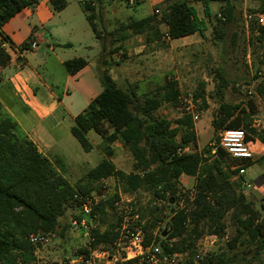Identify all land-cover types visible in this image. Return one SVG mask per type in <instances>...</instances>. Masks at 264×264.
<instances>
[{"label": "trees", "instance_id": "trees-1", "mask_svg": "<svg viewBox=\"0 0 264 264\" xmlns=\"http://www.w3.org/2000/svg\"><path fill=\"white\" fill-rule=\"evenodd\" d=\"M163 1L167 4L161 19V24L167 27L165 33L160 31V23L155 15L132 20L111 32L103 31L98 26V21L102 22L98 3L96 5L92 0L83 3L87 20L101 46L97 67L103 90L83 112L70 120V131L86 153L94 150L89 134L95 133L106 143L103 148L106 158L90 169L76 186L71 185L55 164L22 134L0 104V264H38L36 248L29 242V236L56 234L60 219L68 210L77 209L79 205L74 196L77 193L90 194L96 190L98 183L110 178L117 180L123 193L144 192L152 200H168L169 203L176 199L181 176L195 180V200L173 212L168 222L172 226L171 232L164 239H156L164 255L187 254L189 261L185 264H195V261L199 264H226L225 254H212L197 260V243L205 235L223 238L228 223L235 229V234L227 243L230 250L240 243H249L254 246L257 256L264 253V218L246 196L238 192L233 180L237 172L230 170L227 153L219 147V134L224 130L246 129L249 141V134L256 133L248 122L245 125L240 121L231 122L238 115L239 106L224 102L228 88L224 73H216L218 83L213 94L207 96L205 84L201 83L194 96L195 100L203 101L204 108H207V97L219 101V108L212 120L217 140L209 145L206 154L197 150L179 153V150L195 146L198 137L191 116L181 107V91L177 81L169 77L151 96L140 98L134 91L121 88L110 74L113 55L124 49L123 42L133 36H144L145 42L151 44L163 38L179 40L196 34L203 35L204 28L191 4L192 0ZM140 2L142 0H137L138 4ZM38 4L39 0H0V28L22 10L35 9ZM50 6L55 13H59L67 8L68 2L51 0ZM206 15L210 17L208 7ZM223 15L226 21L218 20L221 26L215 28V39L219 42L225 36L223 27L234 20V7L227 4ZM258 30L256 39L263 44L264 28ZM33 41L30 39L24 43L20 50L30 51ZM11 61L9 51L0 48V68H6ZM64 65L67 72L74 76L88 62L76 58ZM259 66L264 68V57ZM257 91L264 97V81ZM165 104L181 110V116L175 120L159 118L156 113ZM260 141L264 144V136L260 137ZM115 143L122 145L134 159V168L129 174L118 170L110 160ZM55 161L58 166L61 164L59 158ZM117 199L116 195L100 204L97 211L101 214L107 207L112 209ZM151 208V213L159 212L156 206ZM261 209L264 212V204ZM144 217L141 215V223ZM81 218L77 216L74 220ZM157 221L155 218L143 225L138 222L146 233V246L152 243L149 232L156 227ZM119 225L116 218L114 225L103 231H94V241L88 248L79 249L74 257L88 259L92 251L108 249L118 237ZM237 260L238 254L234 253L230 261Z\"/></svg>", "mask_w": 264, "mask_h": 264}, {"label": "rangeland", "instance_id": "rangeland-1", "mask_svg": "<svg viewBox=\"0 0 264 264\" xmlns=\"http://www.w3.org/2000/svg\"><path fill=\"white\" fill-rule=\"evenodd\" d=\"M92 1H95L96 5L98 3L97 9L99 12L101 9L102 22L98 21V26L103 31H113L122 24L132 20H140L148 15L157 16V21L160 23L159 29L162 33L167 30L165 24H161L162 14L167 5L164 1L153 0V6L151 7L149 0H144L140 4L137 3V0ZM130 1L132 2L130 3ZM206 2H209L208 6ZM191 4L194 5L198 19L204 28V33L203 35L190 36L183 41H177L173 45H170L171 41L167 40L162 43L165 58L164 79L170 77L178 82L181 91V107L184 110L190 104L198 106V111L201 114V119L197 122L195 129L197 130L198 140L197 144L190 148V152L197 150L202 154H206L209 145L217 140V135L212 127V120L219 108V101L207 97V108H204L203 101L195 100L194 96L201 83L205 84L207 96L213 94L218 83L216 73L218 71L224 73V78L228 82L224 102L239 106L238 115L231 122L240 121L244 125L248 122L251 128L256 131L255 134H249L256 160L254 163H244L243 167L246 170L244 178H240L236 173L233 180L238 186V192L244 194L264 218V212L261 209L264 204V144L260 141V137L264 136V97L257 91V87L264 81V68L259 66L264 57V43L261 44L256 39L258 29L261 27L254 23H248L246 20L247 14L263 13V1L192 0ZM227 4L234 7V20L223 27L225 36L223 41L219 42L215 39V28H220L218 15L225 12ZM207 7L210 17L206 15ZM253 29L255 30L254 33L252 32ZM50 33L51 30L47 29L46 40L49 39ZM144 39V36L142 39L139 37L135 39L134 37L132 48L140 47ZM127 43H130V40ZM49 44H52L51 40ZM124 44L125 42L122 44L123 47ZM125 48L116 53V56L120 59L118 63L130 59ZM147 48L153 49L155 47L151 45ZM26 57L30 65L41 74L46 82L53 85L58 93L62 91L64 75L62 70L56 67L47 45L42 44L38 50L27 52ZM133 58H136V56L134 55ZM116 66L117 64L113 62V67ZM258 72H261V74H258ZM118 83L124 87L119 79ZM156 115L159 118L175 120L181 116V110L165 104L158 110ZM246 117H248L247 121ZM246 132L249 133L247 130ZM89 138L94 144V150L89 153L82 149L70 130L62 133L60 148L51 150V153H45L42 150V154L49 157L73 186H76L90 169L95 168L102 161V158L106 157L103 149L106 143L95 133H90ZM112 151L113 154L110 159L113 160L117 169L127 174L131 173L134 168L132 155L122 145L119 147L114 145ZM56 158L61 160L59 166L55 161ZM228 160L230 159L228 158ZM242 182L251 184L252 188L247 190L242 186ZM106 183L107 188L110 190L109 195L105 196V200L108 202L115 196L117 191H121V188L114 178L106 180ZM192 184V182H189V185L187 184L186 187L182 188H190ZM123 194L134 199L139 218L141 215L145 216L142 221L143 224L155 218L158 220L156 227L151 229L149 234L153 238L152 243L159 245V243H156V239H164L161 232L165 230V226L171 219L173 212L181 209L182 200L178 194L172 203H169L168 200H152L151 196L144 192ZM153 206H156L159 212L151 213L153 209L151 207ZM77 216H81L79 209L72 208L68 210L60 219L56 234L47 236V242L36 248L35 254L38 264H64L70 260L78 259L74 256L79 249L88 248V240L84 233L73 229L71 226V222ZM115 223L116 218L111 208L107 207L104 213L100 214L99 230L103 231ZM234 234L235 229L228 223L226 235L223 238H214L210 235L203 236L197 243L198 254L200 253L201 256L225 254L226 264H264V253L257 256L254 252V246L249 243H240L237 248L230 250L227 243ZM234 253L238 254V260L231 262ZM184 261L188 263L189 257H185ZM105 262L102 259L96 264H104Z\"/></svg>", "mask_w": 264, "mask_h": 264}, {"label": "crops", "instance_id": "crops-1", "mask_svg": "<svg viewBox=\"0 0 264 264\" xmlns=\"http://www.w3.org/2000/svg\"><path fill=\"white\" fill-rule=\"evenodd\" d=\"M50 1L39 0L35 9L22 10L0 28V43H9L8 51L12 56L11 63L4 69L0 68V104L4 113L12 118L22 134L36 145L41 154L42 150L51 153V150L60 148L62 133L71 129L70 120L83 112L103 90L97 67L101 46L83 9V3L88 0H67V8L59 13L52 10ZM152 1L149 0L150 7L153 6ZM192 6L194 7L193 4ZM47 29L51 33L46 40ZM134 37L142 39L143 36ZM134 37L129 39L130 43L127 40L124 44L130 59L118 63L119 57L113 55L112 62L117 66L110 70V74L118 85V79L123 83L124 87L119 86L124 90L134 91L138 97L151 96L165 82L162 43L167 40L173 45L188 37L179 40L163 38L151 44H147L144 39V42L141 40L140 47L132 48ZM30 39L37 46L30 51L38 50L42 44L47 45L56 67L62 70L64 84L61 92L58 93L30 65L26 57V53L30 51L20 50ZM50 40L52 44H49ZM151 45L155 48H147ZM134 55L136 58H133ZM76 58L85 59L88 65L72 76L64 64ZM194 125L196 129L197 123ZM114 145L121 146L115 143L112 148ZM184 180L188 185L189 182L192 185L195 183L190 177ZM69 183L73 185L70 181Z\"/></svg>", "mask_w": 264, "mask_h": 264}, {"label": "built area", "instance_id": "built-area-1", "mask_svg": "<svg viewBox=\"0 0 264 264\" xmlns=\"http://www.w3.org/2000/svg\"><path fill=\"white\" fill-rule=\"evenodd\" d=\"M157 13L159 12L157 11ZM218 20L225 22L226 18L223 14H219ZM246 20L248 23H254L258 27L264 28V13L247 14ZM30 46V50H35L37 47L34 42ZM9 47L8 42L0 43L1 49L8 50ZM185 112L191 116L193 123H197L201 119L197 105H188L185 108ZM219 138V147L227 153L230 159L228 163L230 170L236 171L240 178H244L246 175V170L243 167L244 163H254L256 160V154L251 146L252 141L247 139V133L243 129L224 130L219 134ZM215 150H213V154ZM179 153H190V148L179 150ZM187 177L183 175L179 180L177 194L182 200L181 209L187 203H192L197 196V189L194 185L190 186V188H182L187 186L184 180ZM241 184L247 190L252 188V185L247 182H242ZM109 191L106 180H103L97 184L94 192L90 194L77 193L74 196V199L79 202L77 209L80 210L82 218L73 220L71 226L73 229L84 233L88 240V245L94 241L93 232L99 230L100 213L97 208L100 204L106 203L105 196L109 195ZM116 195L118 199L114 201L111 209L115 218L120 222L116 240L106 250L92 251L88 259L78 257V259L70 260L69 262L71 264H96L103 259L106 261L104 264H185L186 261L184 260L188 256L187 254L164 255L163 248L160 245L151 243L146 246V233L143 226L138 225L140 218L134 199L123 194L120 190L115 193ZM141 224L143 225V222ZM212 237L216 238V236ZM28 240L37 248L47 242V236L31 234ZM205 257L207 256H201L200 253L197 256L198 259H204ZM195 264H199V262H195Z\"/></svg>", "mask_w": 264, "mask_h": 264}, {"label": "water", "instance_id": "water-1", "mask_svg": "<svg viewBox=\"0 0 264 264\" xmlns=\"http://www.w3.org/2000/svg\"><path fill=\"white\" fill-rule=\"evenodd\" d=\"M172 230V226L170 223H167L165 226V230L163 231V233L161 234L163 238L167 237L168 233L171 232Z\"/></svg>", "mask_w": 264, "mask_h": 264}]
</instances>
